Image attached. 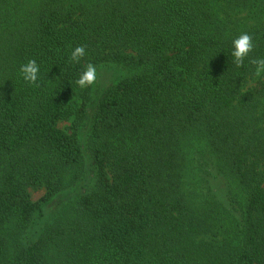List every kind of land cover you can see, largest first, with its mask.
<instances>
[{"label": "trees", "instance_id": "trees-1", "mask_svg": "<svg viewBox=\"0 0 264 264\" xmlns=\"http://www.w3.org/2000/svg\"><path fill=\"white\" fill-rule=\"evenodd\" d=\"M262 57L264 0H0V264H264ZM88 63L127 75L93 115V189L42 222L85 168Z\"/></svg>", "mask_w": 264, "mask_h": 264}, {"label": "rangeland", "instance_id": "rangeland-1", "mask_svg": "<svg viewBox=\"0 0 264 264\" xmlns=\"http://www.w3.org/2000/svg\"><path fill=\"white\" fill-rule=\"evenodd\" d=\"M97 69V78L95 83L92 85L91 95L89 103L86 108L85 118L79 130V140L83 148L84 153V162L85 168L81 177L77 182L69 187H67L60 195L56 196L52 201L44 207L45 217L39 221L48 222L52 219L54 214H57L58 211L69 201L74 200L77 196L83 195L93 189L95 182V171L94 165L92 164V159L87 153V144L91 135V129L93 125V115L95 109L101 100L102 96L106 90L118 83L122 78L127 75V72L124 68L116 66L113 64H103ZM72 124V120L67 122L59 123L58 127L62 130H67ZM192 167V166H191ZM188 181V178H187ZM31 200L36 202L45 194L44 189L30 190L29 191ZM37 221V222H39ZM34 223L31 226L29 233L33 230H38L41 228V223ZM28 233V234H29Z\"/></svg>", "mask_w": 264, "mask_h": 264}, {"label": "clouds", "instance_id": "clouds-1", "mask_svg": "<svg viewBox=\"0 0 264 264\" xmlns=\"http://www.w3.org/2000/svg\"><path fill=\"white\" fill-rule=\"evenodd\" d=\"M233 51V63L237 67L244 65L245 58L249 56V53L254 49L253 37L249 33H242L232 42ZM86 55V48L83 45L76 46L71 52L70 60L78 63L81 58ZM254 66V75L260 77L264 75V57L253 58L249 61ZM39 65L33 60H29L26 64H23L20 68V72L25 81L35 84L38 79ZM97 78L96 66L92 63H88L86 69L80 74V77L76 80V84L80 88H85L93 85Z\"/></svg>", "mask_w": 264, "mask_h": 264}]
</instances>
